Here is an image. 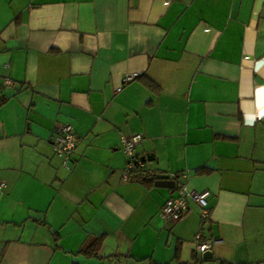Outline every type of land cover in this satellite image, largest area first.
<instances>
[{
	"label": "crops",
	"instance_id": "0c3cea01",
	"mask_svg": "<svg viewBox=\"0 0 264 264\" xmlns=\"http://www.w3.org/2000/svg\"><path fill=\"white\" fill-rule=\"evenodd\" d=\"M262 58L264 0H0V264H264ZM135 133L173 186L121 177ZM180 183L207 218L159 216Z\"/></svg>",
	"mask_w": 264,
	"mask_h": 264
},
{
	"label": "built area",
	"instance_id": "2783aa9c",
	"mask_svg": "<svg viewBox=\"0 0 264 264\" xmlns=\"http://www.w3.org/2000/svg\"><path fill=\"white\" fill-rule=\"evenodd\" d=\"M264 60V58H262ZM137 76L135 72L124 73L122 77V82L127 83ZM120 86L116 90H120ZM142 134L135 133L131 135H121L120 137V147L125 154L127 161L122 169L121 177L124 180L129 179L131 173L135 170L145 168L146 161L142 159H137L135 157L134 149L141 142ZM78 142V136L73 129L71 124L68 123H56L52 130L51 135V145L53 151L62 159V163L66 168H69V161L72 151L76 147ZM174 174H171L172 177ZM6 184L0 182V194L3 193ZM210 196V191L208 189H203L200 191L189 190L185 184L180 183L177 186V194L171 196L165 200V202L159 208V216L164 219H169L172 221L179 220L188 210L187 200L191 199L199 208V215L202 219L209 216L208 208V197ZM200 233L198 232L195 236L196 238V250L198 252H203L204 250L210 248L213 240L200 241ZM101 264H117L114 259H108Z\"/></svg>",
	"mask_w": 264,
	"mask_h": 264
},
{
	"label": "water",
	"instance_id": "95a60500",
	"mask_svg": "<svg viewBox=\"0 0 264 264\" xmlns=\"http://www.w3.org/2000/svg\"><path fill=\"white\" fill-rule=\"evenodd\" d=\"M151 160V158L149 156H145V157H142V160ZM155 182L154 184L157 185V186H165V187H170V186H173L175 184V181L173 179H168L167 178V174H164V173H156L155 175ZM211 250L210 249H207V250H204L202 252V257L204 259H207V258H210L211 257Z\"/></svg>",
	"mask_w": 264,
	"mask_h": 264
},
{
	"label": "trees",
	"instance_id": "16d2710c",
	"mask_svg": "<svg viewBox=\"0 0 264 264\" xmlns=\"http://www.w3.org/2000/svg\"><path fill=\"white\" fill-rule=\"evenodd\" d=\"M155 174L151 173L146 167L145 168H142V169H139V170H135L131 173L130 177L131 178L132 176H134L137 180L139 181H144L145 179L147 180L148 178H155L154 176ZM178 177L177 174H174L172 176L173 179H176ZM149 179V180H151ZM98 242H99V239H98ZM177 254V252H176ZM92 255H96V249L92 250ZM177 256V255H176ZM222 264H225V263H222Z\"/></svg>",
	"mask_w": 264,
	"mask_h": 264
}]
</instances>
